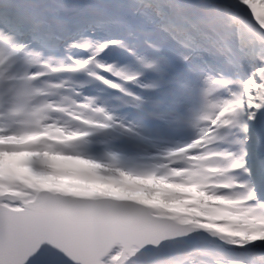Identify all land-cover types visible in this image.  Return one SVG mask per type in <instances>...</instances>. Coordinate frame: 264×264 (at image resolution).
I'll list each match as a JSON object with an SVG mask.
<instances>
[{
    "label": "clouds",
    "instance_id": "clouds-1",
    "mask_svg": "<svg viewBox=\"0 0 264 264\" xmlns=\"http://www.w3.org/2000/svg\"><path fill=\"white\" fill-rule=\"evenodd\" d=\"M18 23L0 24L5 98L16 86L47 87L56 80L55 94L42 100L87 109L118 97L121 119L151 122L153 100L161 112L175 113L218 88L217 95L234 105L233 127L223 143L193 147L190 154L227 151L229 161L239 162L227 192L264 214V164L256 138L264 123V17L257 18L248 0H29ZM197 138L195 132L188 137L193 144ZM187 155L173 166H191ZM19 193L0 192V264H30L46 245L61 253L64 264H114L117 254L123 256L119 264H172L192 246L207 249L196 264H225L221 250L234 259L264 252V234H219L175 219L165 221L169 231L147 235L131 248L104 247L114 230L135 226L131 218L103 202L26 185ZM139 215L156 223L151 210Z\"/></svg>",
    "mask_w": 264,
    "mask_h": 264
},
{
    "label": "rangeland",
    "instance_id": "rangeland-1",
    "mask_svg": "<svg viewBox=\"0 0 264 264\" xmlns=\"http://www.w3.org/2000/svg\"><path fill=\"white\" fill-rule=\"evenodd\" d=\"M251 3L252 1L255 0H249ZM259 9H261V11L264 10V1L261 0V2H259ZM264 17V16H263ZM257 89L259 88V85L255 86ZM256 98L253 97V100H255ZM263 124V123H261ZM260 124V125H261ZM259 128V125L257 126L256 129ZM63 156L67 157V158H61V160H63V163L65 164H74V160L68 155V154H64ZM75 166V164H74ZM208 202H204V204H207ZM233 211V210H232ZM238 212L233 215L230 216L229 213L226 212H221L222 214H224L225 216H227L228 218L225 219V222L222 224V230L223 231H227V232H231V233H236L235 236L239 235V236H244L245 234H252L253 236L258 235V234H264V219L261 217H258L256 215H253L251 213H249L248 210L246 209H241V210H237ZM220 212H217L216 215L221 214Z\"/></svg>",
    "mask_w": 264,
    "mask_h": 264
},
{
    "label": "snow or ice",
    "instance_id": "snow-or-ice-1",
    "mask_svg": "<svg viewBox=\"0 0 264 264\" xmlns=\"http://www.w3.org/2000/svg\"><path fill=\"white\" fill-rule=\"evenodd\" d=\"M7 23L13 28H18L20 25L18 23V14L10 13L6 19H0V24ZM208 114L205 113L199 119H207ZM114 212H119L120 210L113 209ZM145 225H152L151 222L144 220ZM163 229L154 228L150 234H159L162 233ZM30 264H64L63 257L61 253L50 246L40 247L38 250H35L34 255H32Z\"/></svg>",
    "mask_w": 264,
    "mask_h": 264
},
{
    "label": "trees",
    "instance_id": "trees-1",
    "mask_svg": "<svg viewBox=\"0 0 264 264\" xmlns=\"http://www.w3.org/2000/svg\"><path fill=\"white\" fill-rule=\"evenodd\" d=\"M248 3H249V6L251 7L252 6V3H250V1L248 0ZM252 8V7H251Z\"/></svg>",
    "mask_w": 264,
    "mask_h": 264
}]
</instances>
